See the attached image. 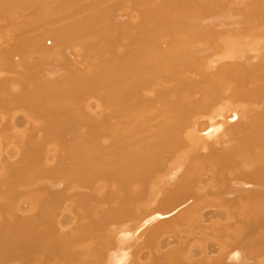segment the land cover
<instances>
[{
  "label": "bare ground",
  "instance_id": "6f19581e",
  "mask_svg": "<svg viewBox=\"0 0 264 264\" xmlns=\"http://www.w3.org/2000/svg\"><path fill=\"white\" fill-rule=\"evenodd\" d=\"M0 264H264V0H0Z\"/></svg>",
  "mask_w": 264,
  "mask_h": 264
},
{
  "label": "rangeland",
  "instance_id": "374dc122",
  "mask_svg": "<svg viewBox=\"0 0 264 264\" xmlns=\"http://www.w3.org/2000/svg\"><path fill=\"white\" fill-rule=\"evenodd\" d=\"M28 39H29V38H28ZM30 39H32V38H30ZM30 39H29V40H30ZM27 41H28V40H27ZM30 41H31V40H30ZM30 41H28L26 44H27V45L32 44ZM39 42H40V41H39ZM41 42H43V41L41 40ZM44 42H46V44L48 45V42H47V41L44 40ZM44 42H43V43H39V44H41L42 46H44ZM28 43H30V44H28ZM37 43H38V41L36 42V44H37ZM39 44H37V45H39ZM27 45H25V46H27ZM33 45H34V42H33ZM41 45H39V46H41ZM30 46H31V45H30ZM30 46H29V47H30ZM39 49H40V48H39ZM185 89H186V88H185ZM187 89H188V88H187ZM187 89H186V91H188V92L191 93L192 95L194 94L195 97H196V96L198 97V94H199V97H198V98H201V96H202L203 94H204V95H203L204 98H205V97H212L211 94L208 95V93L205 92L203 89H202V90H198L199 88L194 87V90H193L192 92H190L191 89H189V90H187ZM192 89H193V88H192ZM195 89H197V92H195ZM200 89H201V88H200ZM179 91H180V92H184V93L186 92L185 90H184V91L179 90ZM200 92H201V93H200ZM202 92H203V93H202ZM204 92H205V93H204ZM186 93H187V92H186ZM206 93H207V94H206ZM203 97H202V99H203ZM174 98H175V97H174ZM219 102L221 103V101H219ZM219 102H218V103H219ZM220 103H219V104H220Z\"/></svg>",
  "mask_w": 264,
  "mask_h": 264
}]
</instances>
